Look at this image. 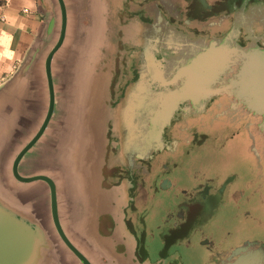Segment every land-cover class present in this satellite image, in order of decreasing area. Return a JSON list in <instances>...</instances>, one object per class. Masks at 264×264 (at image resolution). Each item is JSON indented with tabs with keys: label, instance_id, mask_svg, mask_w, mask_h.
<instances>
[{
	"label": "flooded vegetation",
	"instance_id": "af4514ba",
	"mask_svg": "<svg viewBox=\"0 0 264 264\" xmlns=\"http://www.w3.org/2000/svg\"><path fill=\"white\" fill-rule=\"evenodd\" d=\"M195 1L199 4L198 12L187 5V18L182 25L193 39L195 53H199L216 44L223 36L230 14L220 8L219 0H205L208 1L206 5L202 0ZM209 16L213 20L206 27L204 24ZM61 47L54 53L50 63L53 88L61 86L64 88V97H69L65 86L76 77L84 83L83 100L80 99V89L74 96L78 104H74L73 110L62 114L56 111L52 113L42 134L20 158L17 172L24 177L46 175L54 180L59 220L68 239L78 248L90 246L92 259L101 258L102 254L107 253L119 256L128 264H264L260 246L251 243L257 238L252 226L255 222L244 207L249 203L250 196L243 191L248 190L250 195H255V190L252 193L250 188L241 190L229 178L219 182L223 170L245 166L244 161L224 164L225 161L221 160L229 151L234 154V147L240 149L239 142L230 146L228 141L218 139L220 131L230 126L228 117L213 110L211 101L201 111H192L194 108H190L185 111L177 109L174 113L175 117H179L178 122L189 119L200 127V131L204 129L206 134L207 130L205 136L208 137V144L217 153L213 165L208 163L198 170L200 174L196 176L199 177L195 179L194 187L176 188L172 179H167L161 186V180L155 179L157 174H149L151 178L144 177L139 185H134L132 181L131 186L123 191L105 190L101 182L104 173L94 172L97 166L91 162L86 142L82 139L83 145L79 147L81 140L77 136L79 132L89 136L92 131L87 128L90 127L91 112L89 80L86 78L89 73L93 82L94 69L91 68L89 72L83 69L82 78L79 75L81 66L75 72V60L70 65L67 62L70 57L66 54L70 51L68 47L57 70L56 58L58 51H63ZM69 70L74 77L64 81L62 75L67 73L71 76ZM74 89L75 86L72 91ZM184 103L190 106L187 101ZM15 121L18 122L17 118ZM38 129L39 126L35 132ZM13 161L14 158L9 168L2 167L0 171L14 178ZM148 167L150 169L151 166ZM64 178L67 186L61 184L60 180ZM113 182V178L109 180V183ZM4 187L7 189L6 184ZM8 191L0 190V202H4L17 218L31 227H39L51 246L62 248L63 242L52 217L50 195L26 198L16 189ZM5 193L9 195V201ZM108 202H112V205L106 210L108 205L104 207V204ZM121 226L127 233L123 237L120 234ZM126 238H130L131 243ZM238 247L245 248L237 251Z\"/></svg>",
	"mask_w": 264,
	"mask_h": 264
},
{
	"label": "water",
	"instance_id": "95a60500",
	"mask_svg": "<svg viewBox=\"0 0 264 264\" xmlns=\"http://www.w3.org/2000/svg\"><path fill=\"white\" fill-rule=\"evenodd\" d=\"M90 2L94 10L93 17L87 23L78 24L75 37L78 36L79 43L83 37L85 43L95 47L106 44L110 50L117 53L119 44L111 42L109 33L111 36L114 33L112 19L120 18L119 13H123L119 10L121 0ZM58 3L60 20L54 41L49 44L47 52L44 39L37 43L20 65L14 81L10 83L19 86L23 81H30L32 77L37 76L43 83V92L41 107L34 104L33 109L39 110L40 113L45 107L46 114L44 118L40 116L41 120L37 123L39 129L32 131V135L29 134L31 131L26 124L27 120L30 121L29 117H23L15 123V117L12 116L10 124L3 122V133L8 136L9 141H2L0 169L8 165L7 161L2 159L18 147L12 165V176L16 180L7 176L6 192L13 188L26 198L50 195L52 217L63 247L51 246L39 227H31L24 220L17 218L14 211L4 202H0V264H128L119 256L107 253L102 254L101 258L92 259L89 254L90 246L76 247L68 239L59 220L54 180L46 175L24 177L17 172L20 158L42 134L52 113L57 109L60 110L57 113L62 114L73 110L74 104H78V99L74 97L77 95L76 89L70 91L66 88L71 93L66 100L64 88L59 86L60 88L55 90L51 78V59L62 46L67 27L65 3L63 0H58ZM219 6L230 14L226 31L216 44L205 48L192 64H183L174 72L172 82L177 85L179 81L180 85L164 92L162 116L168 120L171 113L166 114V110H176L184 101L189 102L192 107L202 108L211 101L214 104L213 110L228 117L230 126L220 131L218 139L228 141L230 146L239 142L240 149L234 147V154L231 155L236 156L238 161H244L245 166L223 170L219 182L229 178L234 180L241 190L250 188L251 193L255 190V195H250L248 190L243 191L250 196L249 203L244 207L255 222L252 226L257 238L251 243L259 245L264 255V0H219ZM50 22L52 24L53 19ZM122 27L127 29L123 23ZM116 29L115 41H125L124 32L119 35L120 21ZM44 57L43 68L41 63ZM37 64L39 71L36 75ZM92 88L89 80V94ZM34 95H38V92H34ZM79 95L83 100L82 92ZM44 98L45 104L42 102ZM17 113L22 115L23 111ZM16 145L18 146L14 148ZM225 145L227 146V143ZM60 181L62 186L66 185L63 179ZM6 200L9 201V198ZM107 205L106 210L111 207L112 202L104 204V207ZM121 227L120 234L127 235L124 227ZM127 241L131 243L130 238H127ZM244 248L238 247L237 251Z\"/></svg>",
	"mask_w": 264,
	"mask_h": 264
},
{
	"label": "rangeland",
	"instance_id": "374dc122",
	"mask_svg": "<svg viewBox=\"0 0 264 264\" xmlns=\"http://www.w3.org/2000/svg\"><path fill=\"white\" fill-rule=\"evenodd\" d=\"M119 10L123 13H119L120 18L112 19L114 33L112 36L109 33L111 42L119 44L117 53L106 44L98 47L88 45L83 37H80L79 43L78 36L74 37L70 51L66 52L68 48L63 46V54L66 52L70 56L68 64L75 60L74 71L81 66L79 75L82 78L83 69L87 72L94 69L93 88L89 95L90 127L87 126L92 131L90 137L84 132H79L77 136L82 145V139H87L85 146L91 154L93 166H97L94 172L107 174L101 176L105 190L123 191L131 186L132 181L134 185H139L144 177H150L149 174H157L155 179L161 180V186L167 179H172L176 188L194 187L195 179L199 177L196 176L200 174L198 170L208 163L213 165L217 154L208 144L207 130L206 134L204 129L200 131V127L189 119L178 122L179 117H175L174 113L190 109L185 106L186 103L181 102L183 106L178 110L168 108L166 114L171 113L168 120L162 116L163 94L177 86L172 82L174 68L183 62L184 65L192 64L203 52L195 53L193 39L183 30L182 24L187 18L185 7L178 0H121ZM81 18H74L76 29L78 24L87 23ZM119 21V35L124 32L125 37L123 42L115 41ZM122 23L127 29L122 27ZM94 64L95 67H92ZM70 74H63L62 79L65 81L74 77L72 71ZM87 75L88 81L89 73ZM74 78L67 82L65 89L72 91L75 86L79 91L84 88V83ZM45 101L44 98L43 104ZM38 111H29L30 121L27 120L26 124L30 135L39 126L40 116L43 117L46 110L43 107L40 113ZM231 154L229 151L226 157L222 156L224 164L238 161ZM148 166H151L150 169ZM6 178L7 175L0 172V185L6 184ZM112 178L114 182L111 184L109 180Z\"/></svg>",
	"mask_w": 264,
	"mask_h": 264
},
{
	"label": "crops",
	"instance_id": "0c3cea01",
	"mask_svg": "<svg viewBox=\"0 0 264 264\" xmlns=\"http://www.w3.org/2000/svg\"><path fill=\"white\" fill-rule=\"evenodd\" d=\"M66 5V14H67V32L66 38L62 44L66 45L67 48L70 47L71 44L75 42L76 35V20L74 18H78L81 16L82 20L92 19L93 17V6L90 0H63ZM181 1L184 7L190 6L194 12H198L199 4L195 0H178ZM212 2V0H208ZM208 1L203 0L207 4ZM7 0H0V7H5V11H14L20 17L26 28L24 30H20L18 28L10 27L5 21L0 19V30L4 32H8L12 37V41L10 43V51L15 53V56L12 60L5 59L2 63H0V69L5 68L7 65H11V69L9 71H0V149L3 147L2 141H9L8 136L3 133V122L6 121L10 124V120L13 116L14 121L17 118V121H20L23 117H29L28 111L33 109L34 104H39L38 107H41V95L43 92V83L36 76L32 77L30 81L26 80L22 82V85H14L10 84L14 81V76L19 69L20 65L27 57L28 53L34 48V46L39 43L42 39L45 41L44 48L46 52L48 51V47L51 41H54L57 36V28L59 26L60 20V11H59V3L58 0H35L36 8L34 10H29V12L25 13L24 0H12L11 6L6 7ZM81 4V5H79ZM86 4V6H85ZM87 7V8H84ZM81 9V10H80ZM0 16H3V12H0ZM53 19V23L51 24V20ZM213 18L210 16L207 17L204 26L209 27V21H212ZM228 25V23H227ZM203 26V27H204ZM7 41L0 43V52H3ZM63 46L61 47L63 50ZM45 52V53H46ZM44 53V56H45ZM63 56V52L58 51L55 68L58 70L60 66L61 59ZM44 68V59L41 63ZM184 62L182 63V65ZM41 65V66H42ZM180 67V65H176L174 68L175 71ZM60 68V67H59ZM39 71V64L36 65V75ZM44 71V70H43ZM174 71V72H175ZM178 87L180 82L177 83ZM37 85V86H35ZM59 87L56 86L54 89L57 90ZM60 88V87H59ZM34 92L38 95H34ZM184 103V102H182ZM189 103V102H188ZM187 105V104H186ZM185 105V106H186ZM183 106L179 104L178 107ZM188 106V105H187ZM192 111H201L203 108L200 107H192L188 106ZM178 109V108H177ZM18 111H23L22 115L18 114ZM15 123H17L15 121ZM27 140V139H26ZM24 140L23 143L26 142ZM23 145V144H22ZM16 145L14 148H16ZM18 148V147H17ZM13 153H8V155L3 158V161H7V164L11 163L14 156L16 155V150ZM14 150V149H13ZM1 161V159H0ZM1 172V171H0ZM0 190L6 192V189L3 185H0Z\"/></svg>",
	"mask_w": 264,
	"mask_h": 264
},
{
	"label": "clouds",
	"instance_id": "9594fccd",
	"mask_svg": "<svg viewBox=\"0 0 264 264\" xmlns=\"http://www.w3.org/2000/svg\"><path fill=\"white\" fill-rule=\"evenodd\" d=\"M12 0H7L6 7L11 6ZM25 13L29 12V10H34L36 8L35 0H24ZM0 12H3V16H0V19L5 21L10 27L18 28L20 30H24L26 28L25 23L20 20V17L15 14L14 11H5V7H0ZM13 37L8 33L0 30V43L7 41L5 49L3 52H0V63H2L5 59L12 60L15 56V53L10 51V43ZM11 69V65H7L5 68L0 69V71H9Z\"/></svg>",
	"mask_w": 264,
	"mask_h": 264
},
{
	"label": "bare ground",
	"instance_id": "6f19581e",
	"mask_svg": "<svg viewBox=\"0 0 264 264\" xmlns=\"http://www.w3.org/2000/svg\"><path fill=\"white\" fill-rule=\"evenodd\" d=\"M79 147H82V144L79 143ZM63 181H64L65 184H66L67 181H65V178L63 179Z\"/></svg>",
	"mask_w": 264,
	"mask_h": 264
},
{
	"label": "trees",
	"instance_id": "16d2710c",
	"mask_svg": "<svg viewBox=\"0 0 264 264\" xmlns=\"http://www.w3.org/2000/svg\"><path fill=\"white\" fill-rule=\"evenodd\" d=\"M6 194V193H5ZM7 195V194H6ZM8 196V198H9V195H7Z\"/></svg>",
	"mask_w": 264,
	"mask_h": 264
}]
</instances>
